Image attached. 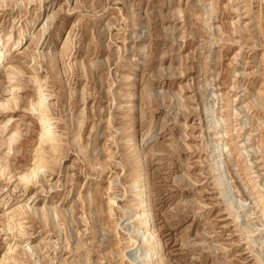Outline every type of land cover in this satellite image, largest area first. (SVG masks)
<instances>
[{
  "label": "rangeland",
  "instance_id": "374dc122",
  "mask_svg": "<svg viewBox=\"0 0 264 264\" xmlns=\"http://www.w3.org/2000/svg\"><path fill=\"white\" fill-rule=\"evenodd\" d=\"M0 40V264H140L134 181L158 264H262L264 0H0Z\"/></svg>",
  "mask_w": 264,
  "mask_h": 264
},
{
  "label": "bare ground",
  "instance_id": "6f19581e",
  "mask_svg": "<svg viewBox=\"0 0 264 264\" xmlns=\"http://www.w3.org/2000/svg\"><path fill=\"white\" fill-rule=\"evenodd\" d=\"M23 31H24V28H22V32ZM70 31H71V29H70ZM3 53H4L3 48L0 44V60L4 56ZM223 98L224 99L227 98L226 93L223 95ZM256 101H257V99H256ZM257 103L259 106H261L258 101H257ZM249 105H251V104H249ZM226 106H228V105L226 104ZM45 107H44L43 100H40L34 108H36V109H38L44 113ZM224 110L226 111V113H225V118H223L222 120H223L224 125H225V130H224V133L221 134L219 138L223 139V138L227 137L233 141L234 138L232 137V135L230 133L231 128L229 126L230 112H229L228 107H225ZM43 121L46 123V126L42 132V135L45 137V139L53 140L54 136H53V131H52L50 119L46 117V118H43ZM233 145H234L233 155H234V157H237L236 160L234 159V161H235L236 165L239 166V169L241 168L242 172L244 173V179L248 183L252 194L255 195V193H257V195H255L254 198H255L256 203L260 207L259 208L260 211L264 214V198L262 197V195L258 194L259 193L258 185L252 179L250 174L247 172L249 167H248V164H247L245 158H242L243 154H242V151L240 150V147L237 145V143H235V141H233ZM219 149H220V147H219ZM35 169H36V167H35ZM33 173L35 174V172H33ZM132 188L134 189L133 190L134 192H137V193H134V196L136 198L134 205H135V208L138 209V211L134 213L135 214L134 220H137L139 225L137 226L136 229H132L130 234H131L133 239L139 240V242H141V247L144 251L143 256L138 257L137 258L138 261L134 260L133 263L140 262V264H158L160 261V258H161V256L159 255V253L161 251V242H160V239H159L158 234H157L155 229L150 231V232L147 231L148 228H153V214L151 212V203H150L149 195L146 194V191L141 187V183L139 184V183H137V181H134ZM126 230L128 231V229H126ZM131 259H133V258H131ZM262 264H264V261H262Z\"/></svg>",
  "mask_w": 264,
  "mask_h": 264
}]
</instances>
